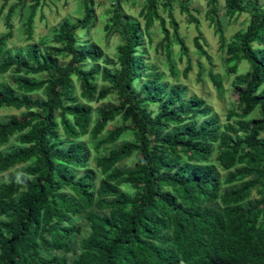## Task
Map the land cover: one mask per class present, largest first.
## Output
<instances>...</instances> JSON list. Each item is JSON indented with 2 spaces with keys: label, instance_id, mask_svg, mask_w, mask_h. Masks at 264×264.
I'll return each mask as SVG.
<instances>
[{
  "label": "trees",
  "instance_id": "obj_1",
  "mask_svg": "<svg viewBox=\"0 0 264 264\" xmlns=\"http://www.w3.org/2000/svg\"><path fill=\"white\" fill-rule=\"evenodd\" d=\"M89 1L83 18L60 25L57 45L0 48V74L12 73L14 84L0 82V113L18 111L0 115V174L20 172L0 180V264H264V6L227 0L230 15L248 7L252 15L229 43L221 33L225 61L234 73L243 61L251 69L236 76L238 99L222 123L205 97H187L188 84L168 85L147 62L142 23L123 13L127 0H112L105 29L127 43L105 59L115 68L102 67L109 85L101 86L104 53L78 33L95 24ZM174 2L190 13L189 0H145L140 13L145 31L161 19L168 55L179 38L159 10L177 31ZM125 133L134 140L120 142Z\"/></svg>",
  "mask_w": 264,
  "mask_h": 264
},
{
  "label": "rangeland",
  "instance_id": "obj_2",
  "mask_svg": "<svg viewBox=\"0 0 264 264\" xmlns=\"http://www.w3.org/2000/svg\"><path fill=\"white\" fill-rule=\"evenodd\" d=\"M35 2V0H25L24 3H21L20 0H0V37L8 35L10 32L13 33L0 46L2 55L9 51L15 52L20 49L25 52L30 44L39 42L42 39L47 42V46L57 45L55 37L60 25L65 20L75 22L83 18L87 0H40L31 23L33 26L32 32H28V23L33 16V5ZM89 2L94 6L95 14L93 17L95 24L90 30L79 29L78 33L81 39L88 41V44H83L84 46L94 45L103 51L104 55L97 62L101 66L98 77L101 86L107 87L109 83L102 77V67L107 66L113 69L115 66L107 64L105 59L116 60L118 47L127 42L121 31L113 33L105 29V26L110 23L109 18L112 16V0H90ZM212 2V0H189L190 13L181 11L179 4L174 2L173 14L178 24L177 31L174 30V26L170 22L168 12L164 9L159 10L160 15L166 20V27L171 31L172 37L178 34L179 38V41L172 42L170 55H168L165 46H160V42L165 36L163 22L160 18L155 19L154 24L148 31H145L146 19L140 14L145 0L124 1L122 8L124 15L141 21L145 38L143 49L148 50L146 54L147 62L156 66L163 73V81L168 85L175 83L188 84L187 97L194 95L205 97L209 101L213 113H218L223 123L226 120L227 111L232 103L238 99V93L234 85L236 76L248 72L251 68L247 62L243 61L240 63L236 73L230 70L225 61L226 49H221V33L224 35L226 42L229 43L238 31L247 27L252 11L248 7L244 12H236L234 15H230L226 6L227 0H214L213 5ZM259 3L264 6V0H259ZM13 6L15 8L11 10ZM212 6L217 10L216 14L210 13ZM191 14L198 21L190 20ZM212 16L216 20H213ZM197 39L202 50L207 52L211 58L207 54L202 53L197 47ZM184 48L188 50V53L183 51ZM60 58L64 62L69 60L64 55L60 56ZM90 61L89 66L93 64ZM171 65H173L175 75L171 72ZM89 66H86L87 69L90 68ZM116 67L118 66L116 65ZM186 68L190 69L188 77L184 76ZM211 70L218 79V87H216V83L212 79ZM150 72L152 70L148 71L147 74ZM46 75H35L34 77L40 78ZM7 81L13 84L12 73L0 74V82ZM30 95L34 98H45L42 91H36ZM110 98L101 100V102H93V104L97 108L105 103L114 101V98ZM16 113L18 111L15 109H6L0 115ZM259 117V111H255L249 117V120ZM109 127H113V124ZM124 135L120 142L134 140L133 134L125 133ZM89 143L92 147V157L89 166L94 168V158L98 153L94 149L95 142L90 139ZM83 172H85V169L81 168L78 174L80 175ZM19 175L20 172L10 171L0 174V180L6 181Z\"/></svg>",
  "mask_w": 264,
  "mask_h": 264
}]
</instances>
